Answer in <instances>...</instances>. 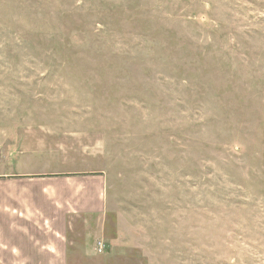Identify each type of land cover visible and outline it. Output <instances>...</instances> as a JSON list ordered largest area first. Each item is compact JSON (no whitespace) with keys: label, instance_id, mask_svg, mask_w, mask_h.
I'll return each instance as SVG.
<instances>
[{"label":"rangeland","instance_id":"1","mask_svg":"<svg viewBox=\"0 0 264 264\" xmlns=\"http://www.w3.org/2000/svg\"><path fill=\"white\" fill-rule=\"evenodd\" d=\"M16 134L105 177L70 264H264V0H0Z\"/></svg>","mask_w":264,"mask_h":264},{"label":"crops","instance_id":"2","mask_svg":"<svg viewBox=\"0 0 264 264\" xmlns=\"http://www.w3.org/2000/svg\"><path fill=\"white\" fill-rule=\"evenodd\" d=\"M9 140L0 153V264H70L79 220L96 216L102 227L107 216L105 177L72 170L35 135Z\"/></svg>","mask_w":264,"mask_h":264},{"label":"built area","instance_id":"3","mask_svg":"<svg viewBox=\"0 0 264 264\" xmlns=\"http://www.w3.org/2000/svg\"><path fill=\"white\" fill-rule=\"evenodd\" d=\"M104 248H105L104 243H103V242H100V243H99V251H100V252H103Z\"/></svg>","mask_w":264,"mask_h":264}]
</instances>
